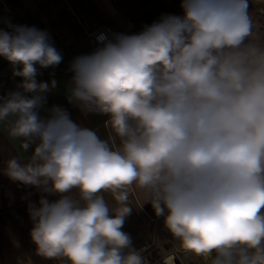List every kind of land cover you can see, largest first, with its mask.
<instances>
[{
    "label": "clouds",
    "instance_id": "obj_1",
    "mask_svg": "<svg viewBox=\"0 0 264 264\" xmlns=\"http://www.w3.org/2000/svg\"><path fill=\"white\" fill-rule=\"evenodd\" d=\"M181 8L134 34L99 32L71 61L67 101L106 116L108 139L47 107L58 82L39 69L63 62L50 34L0 28V57L21 78L0 95V123L31 152L0 173L40 193L27 211L41 257L145 264L122 230L135 186L203 264H264V42L251 39L248 0Z\"/></svg>",
    "mask_w": 264,
    "mask_h": 264
},
{
    "label": "crops",
    "instance_id": "obj_2",
    "mask_svg": "<svg viewBox=\"0 0 264 264\" xmlns=\"http://www.w3.org/2000/svg\"><path fill=\"white\" fill-rule=\"evenodd\" d=\"M117 1L71 0V3L82 21L84 31L96 26L104 28L112 25L117 33L131 34V21L117 8ZM248 4L258 14L256 17L264 19V0H248ZM62 9L58 2L49 0H0V28L8 30L6 22H10L13 25L35 26L50 34L51 42L63 55V62L55 68L39 69L41 74L37 77L38 81L55 79L58 82V86L48 94L47 107L62 106L73 121L93 129L102 139H108L111 129L106 126V116L81 112L67 101L66 93L72 76L68 70L69 65L76 56L92 52L93 46L86 37L74 42L72 46L68 45L71 37L67 42L59 38L54 25ZM20 80V77H13L12 66L0 57V95L15 90ZM20 144L19 139L9 134L8 124L0 123V168L11 157L18 156L26 160L30 156L31 152L22 151ZM103 195L110 208L116 207L109 193ZM39 197L40 193L34 188L14 183L0 173V264H69L64 257L45 259L36 252V245L30 236L33 225L27 209L29 202H38ZM48 198L54 200L57 197ZM144 201V193L133 186L129 196L133 211L126 218L122 229L130 234L132 247L137 250L143 245H151L152 257L169 254L171 251L185 252L180 241L166 229L164 217H158L151 204H144Z\"/></svg>",
    "mask_w": 264,
    "mask_h": 264
},
{
    "label": "trees",
    "instance_id": "obj_3",
    "mask_svg": "<svg viewBox=\"0 0 264 264\" xmlns=\"http://www.w3.org/2000/svg\"><path fill=\"white\" fill-rule=\"evenodd\" d=\"M116 5L131 21L133 26L131 34L141 31L144 25L151 24L162 15L183 16L184 14L181 8V0H118ZM247 11L249 17L252 14L255 17L258 15L249 4ZM66 15L65 9L60 10L54 26L56 30L64 26L68 27L67 35L68 38L71 37L68 45L72 46L74 42L85 36V32L77 25L70 24Z\"/></svg>",
    "mask_w": 264,
    "mask_h": 264
},
{
    "label": "rangeland",
    "instance_id": "obj_4",
    "mask_svg": "<svg viewBox=\"0 0 264 264\" xmlns=\"http://www.w3.org/2000/svg\"><path fill=\"white\" fill-rule=\"evenodd\" d=\"M66 17L69 19L67 15ZM249 18L252 24V33L255 35L257 34L256 36H252L251 39L264 42V19L255 17L253 14ZM259 32L261 33L260 35H258ZM144 261L145 264H203L200 257L188 251H171L169 254L163 253L162 256L159 257H152L151 254H146Z\"/></svg>",
    "mask_w": 264,
    "mask_h": 264
},
{
    "label": "built area",
    "instance_id": "obj_5",
    "mask_svg": "<svg viewBox=\"0 0 264 264\" xmlns=\"http://www.w3.org/2000/svg\"><path fill=\"white\" fill-rule=\"evenodd\" d=\"M53 2H58L60 5H62L63 9L66 10L67 16L69 17L70 24H75L78 27H80L81 29H83L82 21L79 18L77 12L75 11V9L71 3V0H53ZM67 29H68V27L64 26V27L57 30V34H58L59 38L61 40H63L64 42L68 41ZM84 32H85L84 37L89 39V41L91 42V44L93 46V50L98 46L97 42L95 40V36L99 32H106L109 35H111V33H117V31L115 30V28L112 25L106 26L104 28H100V27L96 26V27H94L90 30H86ZM137 250L141 252L143 257H145L146 254L152 253L151 245H143L140 248H138Z\"/></svg>",
    "mask_w": 264,
    "mask_h": 264
},
{
    "label": "bare ground",
    "instance_id": "obj_6",
    "mask_svg": "<svg viewBox=\"0 0 264 264\" xmlns=\"http://www.w3.org/2000/svg\"><path fill=\"white\" fill-rule=\"evenodd\" d=\"M167 262H169V261H167Z\"/></svg>",
    "mask_w": 264,
    "mask_h": 264
}]
</instances>
